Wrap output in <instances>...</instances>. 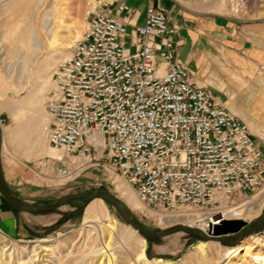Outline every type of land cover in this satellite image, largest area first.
Here are the masks:
<instances>
[{
    "label": "built area",
    "instance_id": "built-area-1",
    "mask_svg": "<svg viewBox=\"0 0 264 264\" xmlns=\"http://www.w3.org/2000/svg\"><path fill=\"white\" fill-rule=\"evenodd\" d=\"M135 16L114 1L87 13L52 75L47 144L71 165L84 160L81 170L101 163L148 209L213 224L220 207L263 186L264 152L245 122L194 83L167 11L149 3L143 24Z\"/></svg>",
    "mask_w": 264,
    "mask_h": 264
},
{
    "label": "rangeland",
    "instance_id": "rangeland-1",
    "mask_svg": "<svg viewBox=\"0 0 264 264\" xmlns=\"http://www.w3.org/2000/svg\"><path fill=\"white\" fill-rule=\"evenodd\" d=\"M127 1L143 11L144 0ZM160 3L171 17L178 6L188 13L221 15L239 23L264 20V0H160ZM92 6L89 0H0V119L6 170L14 176L15 187L24 190L18 192L32 204L48 205L65 194L104 190L125 203L133 217L149 230L182 225L206 231L196 219L188 220L186 213L146 208L127 183L101 163L81 170L85 164L82 160L75 159L71 165L72 158L63 159L60 151L50 150L42 128L49 122L44 107L52 88V75L69 57V47L80 38L87 12L95 7ZM18 25L26 28L28 34L24 44L20 38L25 29L18 31ZM33 34L42 40L43 51L33 47ZM178 56L183 57L184 50L179 49ZM227 70L232 72L234 67ZM229 72L207 77L215 82L226 79L233 87L236 77ZM259 86L252 107L243 109L235 104L234 89L223 92L208 89L248 125L264 152V79ZM18 131H22L20 135ZM56 160H63L64 164ZM60 167H66L71 175L58 177ZM84 202L74 200L53 212L16 214L15 238L0 231V264H110V261L111 264H260L254 259L257 255L264 256V226L231 248L183 232L150 242L132 230L110 204L96 200L80 208ZM240 205L235 215L240 212L241 221L249 225L261 218L264 184L248 200L235 201L218 210ZM253 208L258 210L249 213ZM235 215L230 220H239L233 219ZM107 224L115 231L111 233ZM231 236L234 235L227 237ZM255 237H260L261 243H256ZM239 246L238 256L230 257L228 251ZM136 247L140 248V254L136 253Z\"/></svg>",
    "mask_w": 264,
    "mask_h": 264
},
{
    "label": "crops",
    "instance_id": "crops-1",
    "mask_svg": "<svg viewBox=\"0 0 264 264\" xmlns=\"http://www.w3.org/2000/svg\"><path fill=\"white\" fill-rule=\"evenodd\" d=\"M114 2L127 3L136 12L134 22L138 25L143 24L144 12L149 3L161 5L160 0H144V8L141 11L139 7L137 9L135 4L133 6L127 0H114ZM176 7L175 15L173 17L168 15V17L178 27V33L174 37V40L178 42L177 52L179 49L184 50V56L178 57L188 64L189 70L193 73L194 83L207 89L211 87L214 92L234 89L236 106L242 109L252 107L254 99L258 97L255 92L261 89L259 85L264 79V20L239 23L225 16L206 13L192 14ZM230 66L234 67L232 72L227 70ZM223 72L226 75H229L228 72L235 75L233 87L226 79L215 82L207 77L208 75L210 78V74ZM212 95L225 106L217 96L213 93ZM21 132L17 134L20 135ZM52 149L50 147V150ZM1 165L5 182L11 193L26 200L23 194L18 192L23 189L15 187L14 176L6 170L2 146ZM18 213L23 212L12 213L4 207L0 198V220L13 218L16 229L15 215Z\"/></svg>",
    "mask_w": 264,
    "mask_h": 264
},
{
    "label": "water",
    "instance_id": "water-1",
    "mask_svg": "<svg viewBox=\"0 0 264 264\" xmlns=\"http://www.w3.org/2000/svg\"><path fill=\"white\" fill-rule=\"evenodd\" d=\"M1 146H2V127L0 125V195L4 198L8 206L15 212H28V213H46L58 210L60 207L72 204L74 200H85L84 204L79 206L84 208L88 203L93 200H102L113 206L123 221L135 232L140 234L147 241H157L161 237L175 233L183 232L202 241H219L225 246L231 248L234 244L240 243L241 240L248 236L255 230L261 229L264 226V211L261 218L252 224H246L241 220H222L220 224H210L208 232H202L199 229L190 226L175 225L166 230H149L143 227L132 215L129 208L117 197L111 195L104 190L88 191L80 193L65 194L60 196L55 202L48 205H36L28 201L22 200L13 195L8 188L1 165ZM0 231L15 238V221L13 218L7 220H0ZM234 235L227 237L228 235Z\"/></svg>",
    "mask_w": 264,
    "mask_h": 264
},
{
    "label": "bare ground",
    "instance_id": "bare-ground-1",
    "mask_svg": "<svg viewBox=\"0 0 264 264\" xmlns=\"http://www.w3.org/2000/svg\"><path fill=\"white\" fill-rule=\"evenodd\" d=\"M90 1V3H92L93 4V6L92 7H94V6H97L100 2H103L102 0H100V1H98V0H89ZM110 2V1H109ZM91 10H93V8L91 9ZM91 10H89V11H91ZM88 11V12H89ZM87 12V13H88ZM48 23H49V21L46 19L45 20V26H47L48 25ZM16 28L18 29V31H21L22 29H25V31H24V34L21 36V38H20V43L21 44H24L27 40L26 39H28V34H27V32H26V28H23V27H21L20 25H18V26H16ZM31 43L33 44V47H35V48H37V49H39L40 51H43V49H44V44H43V42H42V40L39 38V37H37V36H34V34L32 35V37H31ZM44 110H45V107H44ZM46 117H47V119H48V115H47V113H46ZM47 126V124L45 125V126H43V128H42V132L45 134V132H44V130H45V127ZM251 131V130H250ZM52 148V147H51ZM54 149V148H53ZM80 160H82V159H80ZM84 163H86L84 160H82ZM82 164V163H81ZM85 166V164L84 165H82V168ZM81 168V169H82ZM70 175H71V173H70ZM69 175V176H70ZM59 177V176H58ZM60 178H65V177H60ZM93 201H96V200H93ZM93 201H91V202H93ZM99 201H102V200H99ZM139 201V200H138ZM90 204V203H89ZM125 204V203H124ZM243 204V203H242ZM126 205V204H125ZM88 206V205H87ZM86 206V207H87ZM127 206V205H126ZM224 206V205H223ZM128 207V206H127ZM242 207V205H240V206H238V207H235V208H227V207H223L221 210H218V211H216V213L214 214V215H216V217L215 218H210V220L211 221H213V224H220V222L222 221V220H230V218L233 216V215H235L236 214V211H238V210H240V208ZM129 208V207H128ZM129 210L131 211V209L129 208ZM258 209L257 208H253L252 210H250L249 211V213H252V212H256ZM92 211V210H91ZM187 217H188V220H194L195 218H197L198 216H197V214L195 213V214H187L186 215ZM197 216V217H196ZM242 218V216L240 215V212H238V214L237 215H235L234 217H233V219H241ZM210 221H208V222H204V223H202V224H199V226H202L203 228H206V226H207V223H209ZM210 224V223H209ZM109 229H110V231H111V233L113 232V231H115L114 230V228L111 226V225H109V224H107L106 225ZM199 230H201V229H199ZM202 232H207V230L205 231V230H201ZM114 235V234H113ZM254 240H255V242L256 243H261V239H260V237H255L254 238ZM212 242V241H211ZM108 247V246H107ZM48 248V247H47ZM109 249V248H108ZM240 250V246L238 247V248H236L235 250H229L228 252H229V256L230 257H235V256H238V252H240L239 251ZM135 251H136V253H139L140 254V252H141V250H140V248L139 247H136L135 248ZM254 261H256L257 263H260V264H264V256H261V255H257V257L254 259ZM112 262L110 261V264H111Z\"/></svg>",
    "mask_w": 264,
    "mask_h": 264
},
{
    "label": "trees",
    "instance_id": "trees-1",
    "mask_svg": "<svg viewBox=\"0 0 264 264\" xmlns=\"http://www.w3.org/2000/svg\"><path fill=\"white\" fill-rule=\"evenodd\" d=\"M0 198H1L2 202H3V204H4V207H5L6 209L10 210L12 213H14L15 211H13V210L8 206V204L6 203V201L4 200V198H3L1 195H0Z\"/></svg>",
    "mask_w": 264,
    "mask_h": 264
}]
</instances>
